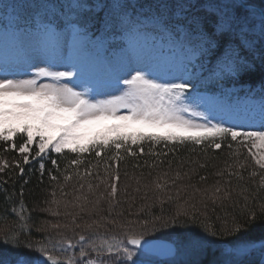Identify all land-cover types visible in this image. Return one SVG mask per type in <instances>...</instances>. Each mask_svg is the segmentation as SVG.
Listing matches in <instances>:
<instances>
[{
    "label": "snow or ice",
    "instance_id": "6c2138e0",
    "mask_svg": "<svg viewBox=\"0 0 264 264\" xmlns=\"http://www.w3.org/2000/svg\"><path fill=\"white\" fill-rule=\"evenodd\" d=\"M0 23V34H11L21 43L26 38L33 52L28 69L11 65L7 58L0 59L3 77L0 78V144L6 145L5 151H17L21 157L14 166L7 160L0 161V196L6 204L3 212L5 217L10 213L20 224L18 231L0 238V264H155L144 257L157 251L170 257L167 264H264V224L259 240L248 238L257 220L264 221V95L258 113L246 115L247 120L253 121L251 124L228 125L226 120L213 123L208 113L197 111L187 103L192 100L209 110L219 106L230 116L233 106L216 97L202 95L197 81L223 80L255 71L264 76V0H24L23 3H0ZM150 26L181 54L183 70L180 73L161 78L152 67L146 66L144 57L137 52V40L152 38ZM65 48L68 49L69 70H56L55 61L61 58ZM42 53H51L48 66L31 62ZM94 55L102 56L109 64L112 57H122L128 65H137L126 76L115 77L113 86L118 87L121 82L125 86L121 94L105 99L90 98L87 89L78 91L62 83L73 77L82 78L84 62ZM33 68V78H9L14 72ZM202 73L208 75L202 77ZM41 78L52 82L40 83ZM102 86L97 83L94 88ZM261 93L264 94V84ZM121 110H127L126 114H120ZM257 115L258 126L254 123ZM194 117L203 122H197ZM97 125L103 127H93ZM249 128L256 130H247ZM16 138H22L19 146ZM229 138L244 145L259 167V172L248 173V181L256 185L255 189H249L243 174L246 165L239 163L235 171L226 169L228 177L237 181L234 189L231 179L224 186L217 182L210 195L206 194L208 190L201 191L192 185L189 199L199 193L204 207H207L206 200L222 208L226 203L233 206L239 203V215L246 217L243 221L234 215L229 224V213L225 211L223 220L216 217L221 220L217 227L195 204H189L188 200L180 204L179 190L175 195H157L153 199V204L161 205L160 215H154L150 210L152 204H146L135 213L136 220H127L124 208L116 210L120 206V201L115 199L117 185L109 182L120 180L119 163L113 167L111 162H105L108 180L101 179L100 184L107 185V209L99 207L105 199L103 194L95 201H88L86 196L77 199L84 201L80 204L81 212L106 211L108 216L115 213L106 223L121 229L123 239L100 232L106 227L104 216L90 224L76 225L70 212L65 215L73 216V225L82 228L78 235L73 229L76 238L62 235L57 242L49 235L45 240L34 241L30 238L31 229L24 230L31 221L23 201L24 188L31 183L33 173L37 174L38 185L44 183L46 175L50 182H58L61 175L60 163L51 158L53 152L57 156L66 152L74 154L69 165L77 168L83 163L80 156L86 153L98 160H104V154L108 153L109 160L114 162L131 158L137 161L135 168L142 167L140 157H154L151 167L155 168L165 163L159 158L168 155L153 151L156 145L168 148L171 144L170 150L175 153L176 145L191 144L201 146L206 152L208 148L221 149ZM145 143L149 144L148 152H145ZM32 145H35L34 153ZM227 147L232 149V144ZM254 148L259 150V155ZM32 161L36 167L25 173L24 166L31 165ZM46 163L51 168H47ZM171 163L169 160V166ZM197 164L200 168L207 167V164ZM148 165L145 159L143 166ZM11 167L18 170L16 176L9 172L7 179L3 178L5 169ZM86 175L92 173L86 172ZM64 178L71 179L67 175ZM181 178L177 171L172 182ZM16 179L22 181L19 190L15 186ZM206 179L200 176L201 181ZM9 181H13L11 191L5 187ZM136 182L140 184L139 180ZM80 187L83 188V184ZM127 187H124L126 193ZM88 188L91 192V183ZM155 188L160 193L166 191L165 185L159 182L155 183ZM165 201L176 202L174 214H165ZM51 203L59 207L58 201ZM89 203L91 208L87 206ZM131 207L129 204V209ZM145 208L149 209L146 218L140 219ZM43 211L61 215L50 207ZM128 215L133 213L128 211ZM120 218H124L123 222H118ZM68 228V224L45 222L36 231L47 233L49 229ZM85 232L90 235L86 236ZM154 233L159 235H152ZM161 239L171 243L161 245L158 243ZM77 246L78 257L68 256ZM57 249L64 259L52 254Z\"/></svg>",
    "mask_w": 264,
    "mask_h": 264
},
{
    "label": "trees",
    "instance_id": "16d2710c",
    "mask_svg": "<svg viewBox=\"0 0 264 264\" xmlns=\"http://www.w3.org/2000/svg\"><path fill=\"white\" fill-rule=\"evenodd\" d=\"M262 75L259 71H255L252 73H246L239 76L241 83H250L262 80ZM22 142V138H16L15 143L17 146ZM231 143L232 149H229L227 145ZM6 145L0 144V161L7 160L10 165H15L17 161L21 159L19 153L17 151H5ZM173 147V145H169L168 148H165L163 144L156 145L152 150L155 152H161V153H168L167 156H161L159 159L164 160L165 163L162 165H159L155 168L151 167V164L154 162V157H140V163L142 164L141 168H135L134 164L137 162L131 158H127L125 160L114 162L109 160V154H104V160H98L94 155L92 154H83L80 156V159L83 161V163L77 168L76 166H70L69 161H71L74 158V154L65 153L62 156H57L55 153H51L52 159H57L60 163V173L61 175L58 177V182H50L47 178V175L45 176L44 183L43 184H37V174L33 173L31 178V183L26 185L24 188V197L23 201L26 205L28 215L31 217V221L28 224L27 227H25V231H28V229H31L30 238L34 241H41L48 238L49 235L53 239H55L57 242L62 238V235L68 236L70 238H76L74 235L79 234L82 231L81 227H77L76 225H81L84 220L89 221L100 219L101 216H104L105 223L108 219H112L113 216H108L106 211H101L96 214H88L86 212L76 211V210H68L61 212L60 216H51L46 211H43V209L50 206L51 201L55 200L58 196L62 195L64 192H69V187L73 188L74 186H78L82 183L89 184L91 183L92 188L94 190L97 185H99L98 188H100V180L105 179L106 181L108 178L105 175L104 172V163L105 162H111L113 164V167L116 166V163H119V173H121L122 178H134L136 174L140 175V178L142 176V182H144L145 177H155L158 178L163 177V179H172L174 178L175 172L181 171L190 174L193 173L191 181H193V185H199L200 187H203L204 185H207L210 187V193L213 187L219 182L220 185L224 186L226 185L227 181L231 179L232 181V187L233 189L236 187L237 181L234 177L230 178L227 175V171H235L237 170V165L239 163H245L246 168L243 172L245 176V180L248 182L249 189L254 190L256 185L248 181V173L252 170H256L259 172V167L255 164V161L251 158V156L247 152V148L244 145L237 144L236 142H233L229 139H226L221 149L216 150L212 148H208L205 152L202 150L201 146H193L191 144L180 146H175V153H173L170 149ZM145 152L149 151V144L145 143L144 145ZM35 150V147H34ZM136 150V149H134ZM238 151V154H236ZM231 153V155H230ZM147 159L149 161L148 166H143V161ZM31 160V157H30ZM171 160V166H169L168 161ZM181 161L183 162L181 164ZM207 164V167L200 168L197 164ZM158 163V162H157ZM229 165L232 167L229 168ZM25 173H28L31 168L36 167L35 161H32L31 165H25ZM47 168H51L50 164L46 163ZM65 168H67V173H65ZM192 169H195L192 171ZM227 169V171H226ZM223 171L225 174L223 176L217 175V172ZM11 172L12 176L15 177L18 170L15 169V167H11L9 169H5V174H3V178L7 179V173ZM86 172H91L92 175L88 176L86 175ZM78 173V175H77ZM99 173V175H97ZM127 173V175H125ZM65 175L70 176L71 179L65 180ZM206 176L207 179L201 181L200 176ZM80 177H83L81 179ZM258 179V178H257ZM114 181V180H113ZM112 182V181H109ZM13 181H9L8 185H5L11 191V185ZM22 181L19 179L15 180V186L16 189L19 190V187L21 185ZM199 187V188H200ZM197 188V187H196ZM201 189V188H200ZM202 191L205 190V188L201 189ZM52 193H55L53 196ZM208 193V195H210ZM207 194V193H206ZM264 195V193H262ZM116 199V198H115ZM47 201V203L45 202ZM153 202V201H152ZM152 202H149L145 199L143 200H137L134 201L132 204L131 209H129V204L122 207L126 210L125 211V218L127 220H136L138 217L135 215L137 210L142 206L146 204H152L151 212L154 215H160V209L161 205L159 203L153 204ZM204 203L207 204V207H204L203 204L198 201L195 205L196 208L199 210V212L207 213V215L210 217L211 221L216 224L217 227H219L221 220L224 219V212L227 211L229 213L228 220L229 224H231V218L232 216H237V218L241 221H243L246 217L240 216V205L239 203L233 206L232 204L226 203L224 207L222 208L219 204H213L212 202L206 200ZM17 209L19 212V205L17 204ZM6 207V204L3 202L2 196H0V238L4 237L6 233H12L15 231H18L20 228L19 222L15 219L14 216H12L10 213L5 217V214L3 212V209ZM164 210L165 214H174L176 211V203L174 202H168L165 201L164 204ZM105 210V208H103ZM215 209V211H213ZM119 211V210H117ZM128 211H131L133 215H128ZM149 211L148 208L144 209V212L140 213V219L146 218L145 213ZM66 212L73 213V216L76 220V225H73V216L65 215ZM103 212V213H102ZM88 214V215H87ZM219 216L221 220H217L216 217ZM121 219V218H120ZM124 218L121 219L123 221ZM120 220H118L119 222ZM45 222H48L50 224L54 223H60V224H68L69 228L66 229L67 233H60L61 229L59 231L49 229V232H37L36 229L43 225ZM264 224V221L258 219L256 226L251 230L249 234V239L252 240H259L261 235V225ZM166 231V230H165ZM101 233L107 232L109 236L111 234H116L117 236H121L123 239V233L122 230L119 228L114 227L111 224L106 223V227L100 229ZM85 235H90V233L85 232ZM152 235H159V233H154ZM151 237V236H150ZM152 238V237H151ZM49 248H51V244L48 245ZM54 255H59L60 259H63V257L60 254L59 251L52 252ZM35 255V253H33Z\"/></svg>",
    "mask_w": 264,
    "mask_h": 264
},
{
    "label": "rangeland",
    "instance_id": "374dc122",
    "mask_svg": "<svg viewBox=\"0 0 264 264\" xmlns=\"http://www.w3.org/2000/svg\"><path fill=\"white\" fill-rule=\"evenodd\" d=\"M151 36L152 38L148 40L139 39L135 43V48L139 54H141L144 57L145 64L148 67H152L155 70V74L159 75L161 78H168L170 76L176 75L180 73L183 70V60L181 57V54L178 53L174 48H172L168 42L162 38L160 35H157L155 30L150 26ZM118 52V48L115 49ZM91 52L92 50L89 49ZM68 49L65 48L62 50L61 58L57 59L55 61L56 70H69L68 67ZM33 56L32 49L29 47V42L26 38L23 39V43L20 42V40L17 39V37L9 34L7 36H4L0 34V59L7 58L9 63L13 66L20 65L24 69H28V62L30 57ZM51 53L47 54H41L39 58L32 60V63L39 64L40 66H48L47 61L50 58ZM85 72L84 76L82 78L73 77L71 80H65L62 81V83H68L69 86L76 87L78 91H85L86 89L89 91V97H95L96 99H105L108 98L111 95H119L121 94V91L124 89V85L121 82L120 86H113V81L117 75L120 76H126L129 71H131V68L137 67L135 64L128 65L125 58H119L112 57V63H105L103 60V57L100 55H94L91 58H89L87 61L84 62ZM134 74V73H133ZM34 76V68L27 70V71H18L14 72L13 74L9 75V78L12 79H29L33 78ZM98 76H105L106 80H96L95 78ZM110 77L111 79L109 82H107V77ZM0 78H3L2 75H0ZM95 79L96 81H94ZM40 83H51L52 81L48 78H41ZM200 81H197L199 84ZM97 83H101L103 86L94 88V85ZM219 87H221L222 91L218 92L216 95H204L207 97H216L220 99L221 101L226 102L229 105L233 106V112L232 114L226 115L219 106H216L209 110L205 105L200 104L198 105L196 102H188L192 105L193 108H195L197 111H203L209 114V118L212 119L213 123H215L217 120H226L228 122V125L231 124H251L253 121H249L246 119V115L249 113H258L259 104L261 101L262 96H253V95H239L235 94L234 91L237 89L234 84H221ZM127 110H121L120 114H126ZM193 119H196L197 122H203L198 117H194ZM255 125H259V118L258 115L255 118L254 121ZM94 128L98 129L103 127V125H97L93 126ZM247 130H256L255 128H249ZM32 151L35 152L34 147L35 145H32ZM135 147L133 148V150ZM254 152L259 155L258 149H253ZM54 153V152H53ZM181 173V171H179ZM186 171L181 173V179L176 180L175 183H173L174 178H168L163 179V177L156 176L150 177L146 176L144 182H142V176L140 178L139 174H136L134 178L128 177V178H122L121 173L120 180L118 182H115L117 185V195L116 200L120 201V206L116 210H120V208L123 206H126L128 204H133L134 201L137 200H143L145 199V195L147 196V201L152 202L153 199L157 195H175V193L179 190L180 195L178 197V202L180 204H184L185 200H188L189 204H196L198 201L201 202V195L199 193H196L194 196H192L191 199H189L190 194L193 192V188L191 187L193 185V181H191L193 173L188 174V176H185L184 174ZM175 176V175H174ZM137 180L140 181V184L137 185ZM159 182L161 184L165 185L166 191L164 193H160V190L155 188V183ZM83 184V188L78 186H74L71 188L69 187V192H64L62 195L55 198L56 201L59 202V207H57V204L52 203L50 204V208L59 211L60 213L63 211L68 210H76L80 211V204L84 201L82 199L78 200L77 198L80 197H87L88 201H95L97 196H100L101 194L104 195L105 199L101 200L99 207L101 209L105 208L107 209V185L101 184L100 188L95 187L94 190L92 188V191H89L88 185L89 184ZM127 185V193L124 191V187ZM147 186V187H145ZM139 187L141 190L139 192L135 191V189ZM195 187L199 188V185H196ZM208 193H210V187L207 185H204L203 187ZM199 188V189H200ZM186 189V191H185ZM202 191V190H201ZM135 197L133 200L132 198ZM212 202L211 200H208ZM170 202V201H168ZM173 202V201H171ZM68 204V207L65 208V204ZM176 203V202H174ZM88 208L92 207V204L89 203ZM47 207V208H49ZM123 208V207H122ZM190 210V209H189ZM47 212V211H46ZM49 215L53 216L50 212H47ZM65 213V212H64ZM88 214H93L91 212H87ZM103 213V212H102ZM87 214V215H88ZM115 216V213L112 215ZM56 217V216H54ZM112 217V218H113ZM122 219V218H121ZM119 222H123V221ZM99 220V219H96ZM124 220V219H123ZM94 220H91V218L87 220H84V222L81 225L84 224H90ZM139 226H136L138 230ZM60 233L66 234V230H61ZM88 236V235H86ZM118 239H122L121 236H117ZM259 248V245L256 246ZM59 251V249H57ZM79 252V246L75 250H70L67 255L72 256L76 255L78 257ZM54 255V253H53ZM64 258V255H61ZM145 259L152 260L156 263H165L167 264L168 260H161L157 256L147 255L144 257Z\"/></svg>",
    "mask_w": 264,
    "mask_h": 264
},
{
    "label": "water",
    "instance_id": "95a60500",
    "mask_svg": "<svg viewBox=\"0 0 264 264\" xmlns=\"http://www.w3.org/2000/svg\"><path fill=\"white\" fill-rule=\"evenodd\" d=\"M158 243L161 244V245H164V244H169L170 242L159 240ZM153 253L157 254V255H160V256H167L162 251H157V252H153Z\"/></svg>",
    "mask_w": 264,
    "mask_h": 264
}]
</instances>
